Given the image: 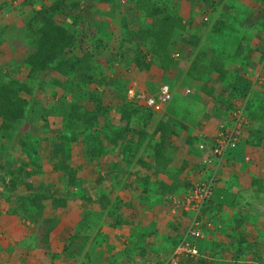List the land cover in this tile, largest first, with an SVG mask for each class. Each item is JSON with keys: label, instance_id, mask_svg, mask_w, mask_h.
<instances>
[{"label": "crops", "instance_id": "1", "mask_svg": "<svg viewBox=\"0 0 264 264\" xmlns=\"http://www.w3.org/2000/svg\"><path fill=\"white\" fill-rule=\"evenodd\" d=\"M176 2L178 4L180 16H182L184 20L190 21L187 27L188 32H193V34L199 38V45L197 48L207 50V57H211L212 53L219 51L227 52L228 55H232L235 62H233V65L238 67L235 76L240 75L244 82L248 81L252 84V92H248L247 95L251 102V107H248L247 112L251 113V115L248 114V116H243L244 126L240 129V136L236 147L228 150L216 169L217 182L215 187L226 186L229 189L228 196L230 199L227 204L222 205V207L216 205V207H218L216 208L217 210H212V213H214L213 216L217 220V225L212 223L213 227L205 229L204 237L198 240L201 246V253L197 257H204L205 255L203 253H205L208 256V258L205 259L209 260L205 262L207 264H216L215 262L217 260L229 262L232 260L235 251L244 250V252L240 254V256L244 258L248 259L250 255H255L263 259L264 148L261 149L257 145H254L252 134H254V130L257 127L261 126L264 128V120L260 119L261 115L259 116L258 113L261 112L260 99L264 97V0H176ZM100 3L106 5L107 2ZM127 15L129 16L130 14ZM192 49L193 47L191 45L187 48L188 51ZM185 54L186 56H183L175 51H171V53L164 58V62L161 65L152 63L149 69L144 71L131 68L127 74L129 80L125 84L148 95L156 94L162 84H169L172 89V97L164 105L163 109L157 113L160 115L159 118H157L162 121L163 118L166 119L170 116L182 122L183 125L188 126V128L192 130V133L180 130L178 135L171 136V145L175 146L178 151L175 152L172 157H167L168 167L173 169L182 167L181 178H184L189 184H193L208 178L212 170V166H208L204 162L205 153L199 151V146L201 144H210L209 142H211L217 134L220 125L225 124V126H231L232 124L231 111L228 110L225 103L222 102L227 101V97L229 96L228 86L231 85V83L228 81L230 80L229 77L225 78L223 82H220L216 80L215 76L213 81L216 80L220 88L216 90L211 87L210 93L207 94L202 89L205 88L208 90V87H210L205 84L208 82L207 77L203 81L201 88L196 89V84L190 83V80L187 78L190 65L196 64L197 67L205 70L202 68L201 63L205 65L208 63L205 59L200 61L196 59L195 53ZM222 61L223 63L219 59L217 63L223 65L224 63H229V58H226L224 55ZM239 64L247 67V71L243 69L247 77H244L241 70L242 67L239 68ZM213 72L214 71H212V73ZM224 81L227 82L224 83ZM226 83L228 85H225ZM191 84L194 85L190 86ZM215 86H217V84ZM188 87H191V93L185 92V89ZM222 89L224 91H222ZM244 103L245 101L241 100V98L237 99L234 102L235 107H237L235 110H241L242 112ZM20 122L23 123L24 121L18 119L9 128H4L1 125L0 118V153L2 150L3 153L7 150L6 154H0V160H2L1 164L8 161L7 159L9 155H11V152L14 151L16 154L19 148V139H22L26 134L21 132L18 128ZM190 134H192V136H190ZM188 135L191 139L188 138ZM41 143L44 144V141L42 140ZM73 143L78 144L80 142L76 141ZM262 145H264V141ZM77 147L79 146H71L72 150L70 148V151L72 154L74 153V148ZM189 150L191 151L190 155L187 154ZM108 152L109 151H106L101 155L104 156V154ZM37 153L39 156L40 153L38 149ZM199 153L203 155V158H199ZM85 154L86 153L81 154V159L79 158L75 165L68 162L70 166L68 172L59 165L60 169L58 170L61 171H59L60 173L58 176L60 180H54V183L51 182L52 178L47 179V173L44 175L41 174L43 171L48 172V170H50L46 166V163H44L47 161H44L42 157L37 159V161L42 164L43 171L33 173L35 176L31 174L33 178L28 182L32 184L33 189H31V191L33 193H41V190L45 193L50 191L53 192L51 197L47 196L41 200V203L43 204V215L47 217L55 215L59 219L58 224L51 231L48 240L42 244V246L37 244L36 231H31L29 233L28 241L26 239L23 240V237H18L16 238V242L10 238L14 233L21 230L20 226L23 224L19 221H21L22 218L20 214L16 215L18 217L7 213L4 214L0 218V225L2 230L6 231L5 236L8 237V240L0 239V247L2 249H0V264H29V262H33V264H46L45 258L50 259V255L52 254L51 250L63 251V248L71 244L73 234L78 230V236H80V238L76 243L77 247L84 242H86L85 244H90V246L86 247L87 251L85 253L87 259H107L105 260L106 262L104 261V264H109L107 262L113 264H148V259L152 260V263H154V261L156 263L159 258L160 260L163 258L161 253L165 245L164 241L172 238L173 234H171L170 228L174 227L176 230L175 236L177 233L182 232L183 229L185 230L184 227L188 219L185 215V211H180V213H178L184 219L182 218V221L178 220L179 223H177L175 221L179 218H177V216L175 218L174 215L170 213L171 210H169L172 209L174 211L176 208L174 207L173 199L183 196V192L181 191L179 193L178 191L171 195L172 204L169 209L165 202H160V221L153 218L144 221L143 219L145 217L140 219L139 216L134 218L131 215V217L125 218L128 221L121 225L116 227L109 225L108 229H104L101 232L94 231L93 214L88 213L86 210L82 212L80 209H75L76 200H72L75 195L70 194L74 188H71V190L69 188L76 186V184L73 186L70 185V182L68 184L69 173L75 175L77 185L82 182L84 183V179L91 177L86 174L87 171L85 166L94 161L100 163L102 159L101 156L89 159L86 158ZM117 154L116 152V155ZM25 156L26 155L22 153L19 157H16L18 160H23ZM119 158L120 156L117 155L112 161H118ZM9 160H11V158ZM13 162L17 165V160ZM56 162L58 161H54L50 164L52 165V170H57V168L54 169L53 167L56 165ZM101 164L102 163H100V165ZM2 166H0V175L5 173V168ZM111 166H113V164H111ZM23 168L25 169V167ZM102 169L103 171L106 170L104 167ZM30 170H32L31 166L27 168V171ZM99 172L101 174L102 171ZM100 174L98 173V175ZM103 174L104 172H102V175ZM160 178L167 182L169 180L165 174H161ZM4 179L8 181V175H5ZM33 179L36 180L33 181ZM258 181L260 182L258 183ZM1 190L3 189L0 188V191ZM13 195L15 194L13 193L12 196ZM15 197L16 196H14V198ZM53 198L59 199L57 207L53 206ZM93 200L97 199L93 198ZM62 202H66V204L61 205ZM124 202L125 207H127L129 203L126 200H124ZM134 203L133 207H138L137 209L140 207L142 208L143 204L139 205ZM213 204L214 203L209 202L208 206L212 207ZM2 207H4L3 204ZM103 210L104 214L109 213L111 217L114 215V213L108 211L109 208L107 210L104 208ZM103 213H99L102 218L104 217ZM132 219L134 222L130 221ZM82 221L85 225H82ZM159 222L160 242L157 244L152 241L157 239L154 236ZM182 222H184L182 228L178 229L177 226ZM15 224L19 226L17 227ZM81 226H83V228H81ZM151 227H154V229H151ZM22 228L26 229L28 232L26 226L25 228L22 226ZM132 229L137 232V236L131 234ZM143 230L148 231L150 234L143 237L140 245L137 247L134 241L135 239L137 241L138 239L140 240V231ZM27 232L26 234H28ZM56 239H60V243H57ZM82 240L85 241L82 243ZM31 241L34 243H31ZM149 241H151V243ZM240 241H243L241 245L239 244ZM85 244L82 246L81 250L76 251L75 249V252L71 256H69L67 252L58 254L59 259H55L54 261L50 259V264H66L71 259L72 261H76L75 264H82L79 260V254L83 251ZM134 245L136 251L134 250L133 252L128 250L129 246L133 248ZM242 246L247 247L244 248ZM20 247L23 248L22 251H18V249H21ZM45 247L51 249L41 251ZM13 253L14 255L12 256ZM66 253L67 256H65ZM44 254L48 256L45 257ZM214 255H216L215 258L213 257ZM210 261L214 262L209 263Z\"/></svg>", "mask_w": 264, "mask_h": 264}, {"label": "trees", "instance_id": "2", "mask_svg": "<svg viewBox=\"0 0 264 264\" xmlns=\"http://www.w3.org/2000/svg\"><path fill=\"white\" fill-rule=\"evenodd\" d=\"M99 1L113 3L118 0ZM129 2L133 5L132 7L137 9L141 21L137 24L133 23L134 26L128 28L126 35L119 42V46L111 45L105 40L97 38L93 41L94 48L77 53L75 49L78 43L77 36L66 25L60 24L54 19V15L59 11L66 14V9L61 8L62 5L65 6L62 0H54L49 6L41 7L40 9L32 8L27 14V19L24 20L22 30L18 31L11 39L3 36L6 29L0 27V42L6 40L13 49H15L14 38L20 39L22 41L21 43L26 44L27 49L24 53V59L29 70L26 76L27 83L23 85L24 94L34 96L37 89L45 88L42 85L44 79L41 76V72L48 68L54 69L64 76L62 80H52L63 92L59 98L46 106H43L38 99L30 101L26 97L17 94V80L6 81L5 79H0V118L2 127L9 128L16 120L21 119L23 114H25L24 117L28 121H33L38 116L37 113L39 111L41 112L38 118L42 121L44 128H48L50 124L48 121L49 116H56L60 119V150L58 152L62 153L63 157L59 159V163L56 162V165L53 166L54 169H60V165L62 169L68 172V168L70 167L68 163L70 158L69 144L73 142L78 141L82 143L86 151V158L91 159L106 151H110L106 147V140L116 141V139L122 138L120 128L110 118V109L108 104L104 102V95L112 90L114 76L128 74L127 68L122 72L120 63L124 60L129 63L128 65H133V68L137 70H148L152 63L158 65L163 64L164 58L171 53V51L165 53L164 51L168 47H172V51L183 56H186L185 53H195L196 59L199 61L203 59L207 60L208 64H202L205 70L200 69L196 64L190 66L187 78L190 80V83L196 84V89L201 88L203 81L212 71L216 73L217 81L223 82L228 77L229 67L217 63L219 59L223 63L222 60L225 54L219 51L212 53L211 57H207V50L197 48L199 38L193 32H188L187 27L190 21L184 20L180 16L176 0H129ZM75 5V3H72L70 7ZM65 8L67 7L65 6ZM146 19L150 21L148 22ZM123 25H126L125 22H123ZM190 45L193 49L188 51L187 48ZM226 58L231 59L233 57L227 54ZM106 70L114 71L112 74L113 77L104 74ZM229 79L228 81L231 83L229 85L231 89L228 86L229 96L227 97V101H221L225 103L232 115V112L237 108L234 102L241 98V100L245 101L242 107L243 116L251 115V113L247 112L251 103L247 95L248 92H252V84L248 81L244 82L240 75L229 76ZM225 85L228 84L226 83ZM202 89L205 93H210V90ZM186 90H188L186 91L187 93L192 92L191 87L186 88ZM170 94L172 97V89H170ZM68 96H71V99ZM125 99L121 106L115 107V111L119 113V127L122 126L127 132H132L134 137H128V140L122 144L121 148L124 153L123 159L126 158L124 161L126 168L124 169L125 172L118 173V178L121 179L122 176L131 177L134 174L138 178L137 184L145 189H143V193L147 196L144 199L146 207L147 205L151 207L167 199L168 196L175 192H184L191 187L192 184H189L188 181L181 178L182 167L179 169L169 168L167 157H172L178 151L175 146L171 145V136L178 135L180 130H185L188 133H192V130L170 116L166 119L163 118L162 121L158 119L159 116L157 113L163 109L169 99L162 105L160 110H153L134 99L127 98V96ZM261 100V112L258 113L259 116L261 115L260 119L264 120V97ZM87 102H91L89 107L84 106ZM128 103L131 104V108L130 106L128 108L126 107L129 105ZM150 123H153L155 126L151 132L148 131ZM216 135L209 142V147L214 145ZM190 136L188 135V138L191 139ZM42 140L44 139L28 135V132L22 139H19L20 147L11 160L19 161L20 167L22 168L26 165H34L35 168L27 171L25 174L43 171L42 164L37 161V149ZM252 140L254 145H257L261 149L264 148V145H262L264 141L263 127H257L254 130ZM64 145H67L65 147L66 152H61ZM236 145L229 149H234ZM55 148L59 149V146L51 145V152L54 151V154L56 153L55 156H57L59 154ZM6 153L7 150L4 153L2 150L0 154L4 155ZM22 153L29 157V159L26 161L18 160L16 156L19 157ZM187 154H190V151ZM1 162L2 160H0V166L3 165L2 167L5 168V173L0 175L2 191L14 193L16 196L14 199L15 203H13L15 205H12L10 209L16 214L19 213L23 221L29 220L30 223L34 224L37 244L42 246L48 240L51 231L59 221L55 215L49 217L43 215V204L41 200L47 196L51 197L53 192L45 193L41 190V193H33L31 191L33 187L30 182H25L23 184L25 188L18 190V180L12 178L15 169L11 168L10 160L3 164ZM118 165L117 163L114 164L115 167H118ZM129 165L132 168L136 166V170L132 171ZM161 174H165L170 183L162 180L160 178ZM5 175H8V181L4 179ZM68 176V184L70 182L72 186L77 185L75 175L69 173ZM228 190L226 186L214 188L210 199L205 201L201 209L200 227H205L206 224L210 225V223L217 225V220L213 216L214 213H212V210H217L216 208L222 207V205L229 202ZM75 192L76 190H73L70 194H74ZM87 199L91 200L92 198L88 197ZM53 201V206L57 207L59 199L53 198ZM209 202L214 203L212 207L208 206ZM65 204L66 202L61 203V205ZM103 206L106 207L105 204ZM108 211L114 213L113 210L109 209ZM203 214L207 218L203 217ZM121 215H123V212H120V214L119 212L117 213V219H115L114 223L110 224L112 227L126 222V219L121 218ZM185 215L189 219L184 227L185 230L183 229L182 232L177 233L176 236L170 239V247L167 249L166 258L182 240L184 233L190 225L193 212L185 211ZM82 225H85L83 221ZM140 232V240L138 239L137 241L135 239L134 241L137 247L140 245L142 238L150 234L146 230ZM74 233L71 244L66 246L68 255L73 254L75 249L76 251L81 250L82 246L86 243L84 242L85 240H82V243H84L77 247L76 243L80 238L78 236L79 230ZM200 234L193 241L197 244L199 252L201 253V246L198 240L204 237V230H201ZM242 242L240 241L239 244L241 245ZM134 247L130 248L129 246L128 250L134 251L136 249ZM242 247L245 248L247 246ZM243 252L244 250L235 251L232 260L229 262L217 260L215 263L261 264L262 258L260 256L250 255L247 259L240 256ZM67 253L65 256H67ZM213 257L215 258L216 255ZM205 261L206 259L202 256L198 258L187 256L182 258L180 264H207ZM156 263L161 262L158 259Z\"/></svg>", "mask_w": 264, "mask_h": 264}, {"label": "rangeland", "instance_id": "3", "mask_svg": "<svg viewBox=\"0 0 264 264\" xmlns=\"http://www.w3.org/2000/svg\"><path fill=\"white\" fill-rule=\"evenodd\" d=\"M62 1L64 2L65 6L67 7V8H65L64 5L61 6L62 9H66V14H63V12L59 11L54 15V19H56L60 24L62 23L64 25H66L68 27V29L73 34H75L77 36L78 43L75 46L77 53H81V51H85V50H89L91 48H94V42L93 41L97 38H101V39L105 40L106 42L110 43L111 45L119 46L120 45L119 42H121V39H123L124 36L126 35V31L128 30V28H130L131 26H134L133 23L137 24L141 21V17L139 16L137 9L132 7L133 5H131L129 0H118V1L113 2V3H106V5L101 4L100 3L101 1H99V0H62ZM53 2H54V0H0V27H2V29H6V32L3 33V36L11 39L13 36L16 35V33L18 31L22 30L24 20L27 19V14L32 8L40 9L41 7L49 6ZM72 3H75L76 5L73 7H70L72 5ZM127 14H130V15L128 16ZM146 20L148 22L150 21L148 19H146ZM123 22H125L126 25H123ZM15 39L17 42L15 41ZM13 42H14L15 49L11 48L9 43L6 40L0 42V79H5L6 81L17 80L18 81L16 84L17 94L26 97L30 101L38 99L43 106H46L50 102H53L55 99L59 98L63 91L61 88H58L53 83L52 80L53 79L62 80V79H64V76L59 74L54 69H50V68L41 72V76L44 79L42 81V85H44L45 88L37 89L35 91L34 96H29L27 94H24L23 85L25 83H27L26 76L28 75V70H29V67L27 66L25 59H24V57H25L24 53H25L27 47H26V44L21 43L22 41H20V39L14 38ZM172 50H173L172 47H168L167 50L164 51V53L167 51L170 52ZM222 53L225 54V56L227 55V52H222ZM233 62H234V57L229 59V63H224L225 66L227 65V67H229L228 77L232 76V75L235 76L236 72L238 71V67L236 65H233ZM128 64L129 63H127V61H125V60L122 63H120L121 68H122V72L124 70H126V68L128 69V72L131 70V68L135 69V68H133V65L130 66ZM201 66H202V63H201ZM240 67H242L241 70H242V73L244 74V77H247L246 72H243V69L245 71H247V69H246L247 67L246 66L244 67L243 65L241 66L239 64V68ZM113 72L114 71L106 70L104 72V74H107V75L113 77V75H112ZM239 73H240V71H239ZM215 76H216L215 72L210 73L208 75V82L205 83V84H207V86H210V87H208V90H211V87L213 89L219 90L220 85L216 82V80L213 81V79H215ZM128 80L129 79H128L127 74L126 75L123 74V75H120L117 77L114 76L113 77L112 90L109 91V93L104 95V102H105V104H108L109 109H110V113H109L110 118L112 119V122L115 123L116 126H118V128H120L121 133H122V138L116 139V141L106 140V142H105L106 147L110 151L108 153H106L108 155H106V154H104V156L99 155L102 157V159L100 161V163H102V164L100 165V163H98L97 161L91 162V164L88 163V165L85 166V169L87 171L86 174L88 176H91V177H89L88 179H84V183L82 182L83 183L82 186H81L82 183H80L74 187L69 188L70 190H71V188H74V190H76V192L74 193L75 196H74V198H72V200H76L75 209H80V211H82V212H84V210H86V211H88V213L93 214V216H94L93 217V224H94L93 229H94V231L96 230L97 232H101L104 229H108V226L111 223L115 222V219H117V213L118 212H119V214H120V212H123V215H121V218H128V217H131V215H132L134 218H137L139 216L140 219L141 218L143 219L145 217L143 219L144 221L148 220L150 218L151 219L153 218V219L160 221V202L156 203L155 205H153L151 207H148V205L146 207V204L144 203L145 202L144 199H146L147 196L143 193L144 188H142L141 185L137 184L138 178L134 174H132L131 177L122 176L121 179L118 178V173L119 172H125L124 169L126 168V166L124 165V161L126 158L123 159L124 153H123V150L121 148L122 144L126 140H128L127 139L128 137H134V135H132V132H127V130L123 129L122 126L119 127L120 126V124L118 123L119 113L115 111V107L121 106L123 101L126 100L125 98H126V93H127L128 89H130V88L134 89L133 87H131V86L129 87L125 84V83H127ZM216 84H217V86H215ZM100 87H102V86H100ZM213 89H212V91H213ZM222 91H224V90L222 89ZM68 98L71 99V96H68ZM260 101H262V100L260 99ZM130 103H128L129 105L126 106L127 108H128V106H130V108L132 107ZM90 105H91V102H87L84 104V106H86V107H89ZM40 112L41 111H39L37 113L38 116L35 117L36 119L34 118L33 121H28L26 119V117H24L25 114H23V116L20 120H23L24 122L23 123L20 122L18 124V128L23 133L28 132V135H30V136H34L36 138H43L44 139L43 140L44 144H42L43 143L42 142L40 144V146L38 147V152L40 154L37 157V159L42 157L44 161H47L44 163H46V166L50 170H48V172L43 171L41 174L44 175L45 173H47V179L52 178L51 182L54 183V180H60V177L58 176V174L60 173L59 171H61V170H52L51 169L52 165H50V164L54 161L59 162L60 161L59 159L60 158L62 159V157H63L62 153L58 152L60 150V131H61L60 119H58L56 116H53V117L49 116L48 121L50 122V124H49L48 128H44L42 126V121L38 118L40 115ZM158 116H160V115H158ZM154 127H155L154 124L150 123L148 131L151 132ZM41 128H43V129H41ZM17 139H15V140H17ZM47 141H48V143H47ZM51 145L59 146V149L55 148V150L58 152L59 155L55 156L56 153L54 154V151H52L53 153L51 152ZM72 145L73 146L74 145L79 146L77 148H74L73 154L70 151V158H69L68 162L75 165L76 161L79 160V158L81 159V156H82L81 154L86 153V151L83 148L82 143H78V144H74V143L72 144L71 143V144H69L70 148ZM65 147H67V145L63 146V149L61 152H66ZM208 147H209L208 145L201 144L199 146V151H201L202 153H205V156H206V153L209 152ZM71 150H72V148H71ZM116 152L118 153L117 155L120 156V158L118 159V161L117 160L112 161L115 157H117ZM190 153H191V151H190ZM198 155H199V158H203L202 154L199 153ZM14 156H15V152L13 151V152H11V155H9L7 160H9L10 158H12ZM28 159H29V157L25 156L23 161H26ZM204 159H205V157H204ZM110 161H112V162H110ZM10 162H11V168L15 169V172H14L12 178H14V180H18V187H19L18 190H22L25 188L23 186V184L25 182L31 181V179L33 178L31 176L32 175L35 176V175L34 174L31 175L29 173L25 174L27 172V168L30 167L29 165L28 166L26 165L27 168L25 166V169H24V168L20 167L21 165L19 164V161H17V165L12 160H10ZM115 163L119 164L118 167L114 166ZM111 164H113V166H111ZM43 165H45V164H43ZM103 167L106 168V170L103 171V169H102ZM133 167L134 168H132L130 166L129 168H131L132 171L136 170L137 167L136 166H133ZM34 168H35L34 165H31V169H34ZM99 171L104 172V174L102 175V172L100 174ZM98 173L100 175H98ZM216 176H217V173H216ZM34 180H36V179H33V181ZM119 189H121V190H119ZM12 194L13 193H9L7 191H2V190L0 191V218L6 213L9 215H13V216H16L19 214V213L16 214V213L12 212V210L10 209V207L12 205L13 206L15 205V204H13V203H15L14 202V199H15L14 196L15 195L12 196ZM88 197H90L92 199L88 200L87 199ZM93 198L97 199V200H93ZM106 198H108V199H106ZM98 200H100V201H98ZM124 200H126L129 203L127 207H125ZM171 201H172L171 195L168 196L167 199L163 200V202H165L166 206H168V209H169V207H171V204H172ZM134 202L139 204V205L143 204L142 208L140 207L141 209L140 208L137 209L138 207H133ZM77 203H79V204H77ZM2 204L4 205V207H2ZM103 204H105L106 207H104ZM84 207L87 209H85ZM103 207L106 210L108 208L110 210H113L114 215L111 217V216H109V213L104 214L103 213L104 212ZM135 209H137V210H135ZM169 210H171L170 213H172L175 218H176V216H177V218H179L175 221V222L179 223L178 220H181L183 218L182 216H180L178 214V213H180V211H183L182 208L176 207L175 211H173L172 209H169ZM98 212L103 213L104 217L102 218V216ZM16 217H18V216H16ZM203 217H206V215L203 214ZM135 220H137V219H135ZM188 220L189 219L186 220V224H187ZM126 221H128V220L126 219ZM130 221L134 222L133 219ZM19 222H21L23 224V225L22 224L21 225L24 228H25V226L28 228V232L26 229H23L22 226H20L21 230L14 233L10 239L17 242L16 238L23 237L22 238L23 240L26 239L28 241L29 233L31 231H35V226L33 223H30L29 220L23 221L21 219V221H19ZM184 222L180 223L177 226L178 229L182 228ZM127 225H131V224H127ZM15 226L18 227L19 225L15 224ZM206 226H207V228H206ZM211 227H213L212 223H210V225L206 224L205 227H200V229L205 231V228L208 229ZM158 228H157L158 231L156 229V234L154 236L157 239H154V241H152V242H156L157 244H158V242H160V238H159L160 237V222H159ZM151 229H154V227H151ZM170 229H171V234H173L172 237H174L176 234L175 233L176 230L174 229V227H171ZM94 231H93V233H94ZM26 232L28 234H26ZM5 234H6V231L2 230L1 225H0V239L2 238L5 240H8V237L5 236ZM131 234L137 236V232H135L133 229L131 231ZM169 241H170L169 239H166L164 241L165 245L163 247V252L161 253L163 258L161 260L159 258L160 262L166 260L167 249L170 247ZM56 242L60 243V239H56ZM149 242L151 243V241H149ZM31 243H34V242L31 241ZM88 246H90L89 243L85 244L83 251L79 254L80 255L79 256L80 262L82 264H104L106 262L105 260H107V259L104 260V258H98V260L96 258H89V261H87L85 252L87 251L86 247H88ZM155 246H156V244H155ZM48 247H45L41 251H43L45 249H51ZM20 248L21 249H18V251L19 250L22 251L23 248L22 247H20ZM0 249H1V247H0ZM51 251H52V254L50 255V259H52L51 261H54L55 259H59L58 254H63L65 252H67V249L65 247V248H63V251H61V252L53 251V250H51ZM159 254H160V251H159ZM203 254L205 256H207L205 253H203ZM13 255H14V253L12 254V256ZM71 255H73V254H71ZM71 255H69V256H71ZM44 256L46 257L48 255L44 254ZM205 256H204V258H208V256L207 257H205ZM195 257L198 258L197 256H195ZM50 259L45 258V260H46L45 263L50 264V262H49ZM56 261H58V260H56ZM181 261H182V259H181ZM206 261H209V260H206ZM75 262H76L75 260L72 261V259H71L66 264H75ZM152 262H153L152 260L148 259V264H154L155 263V261H154V263H152ZM213 262L214 261H210L209 263H213ZM107 263L113 264L110 262H107ZM29 264H33V262H29ZM261 264H264V258L262 259Z\"/></svg>", "mask_w": 264, "mask_h": 264}, {"label": "built area", "instance_id": "4", "mask_svg": "<svg viewBox=\"0 0 264 264\" xmlns=\"http://www.w3.org/2000/svg\"><path fill=\"white\" fill-rule=\"evenodd\" d=\"M126 95L127 98L134 99L139 103L142 102L153 110H160L162 105L171 97L168 84H162L155 95H147L132 88L128 89ZM231 121V126H225V124L220 126L214 145L209 147V152L206 153L204 162L208 166H212L210 176L202 181L193 183L191 187L183 192V196L173 199L174 207L182 208L183 211H192L193 216L182 240L165 261L157 264H180L181 259L184 257L200 255L198 246L193 239L201 235V209L205 201L210 199L216 186V169L219 162L223 160L229 148L234 147L239 140L240 129L244 126V117L241 110L232 112Z\"/></svg>", "mask_w": 264, "mask_h": 264}, {"label": "clouds", "instance_id": "5", "mask_svg": "<svg viewBox=\"0 0 264 264\" xmlns=\"http://www.w3.org/2000/svg\"><path fill=\"white\" fill-rule=\"evenodd\" d=\"M164 84H167V83H164ZM161 86H162V85H161ZM168 86H169V84H168ZM169 88L171 89L170 86H169ZM135 90H136V89H135ZM158 90H159V89H158ZM157 92H158V91H157ZM185 92H186V89H185ZM145 94H146V93H145ZM147 95H148V94H147ZM154 95H155V94H154ZM126 96H127V95H126ZM170 99H171V98H170ZM170 99H169V100H170ZM169 100H168V101H169ZM140 103L143 104L142 102H140ZM154 264H157V263H154Z\"/></svg>", "mask_w": 264, "mask_h": 264}]
</instances>
